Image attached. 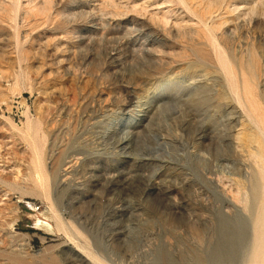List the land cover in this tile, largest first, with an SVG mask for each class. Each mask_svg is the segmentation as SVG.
Returning <instances> with one entry per match:
<instances>
[{
    "label": "rangeland",
    "instance_id": "374dc122",
    "mask_svg": "<svg viewBox=\"0 0 264 264\" xmlns=\"http://www.w3.org/2000/svg\"><path fill=\"white\" fill-rule=\"evenodd\" d=\"M250 119L264 0H0V264H246Z\"/></svg>",
    "mask_w": 264,
    "mask_h": 264
},
{
    "label": "bare ground",
    "instance_id": "6f19581e",
    "mask_svg": "<svg viewBox=\"0 0 264 264\" xmlns=\"http://www.w3.org/2000/svg\"><path fill=\"white\" fill-rule=\"evenodd\" d=\"M251 123L252 121L250 122V124ZM254 124L256 125V131H253L250 133H240L239 132L236 138L239 147H250V150H251L250 156H251V159L254 161L255 168L253 170V178L251 181L250 190H248L249 192L247 194L243 193L242 192L243 185L238 184V186H236L238 188V189L236 188L238 190V194L234 195L233 199L235 203L237 202L238 205L242 204L244 206V209L247 210V212L249 211L252 215L251 222L249 223V227H248L249 228L248 230V239H249L248 248L249 249L246 248L248 249L247 258L245 257L246 264H264V128H262V124H260V122L255 121L253 124H251V126L254 127L253 126ZM111 180L112 182H115V178H112ZM157 186H151V187L148 186L147 192L157 193L159 195L161 191L160 189L162 188L159 189L160 186L159 187ZM251 200H252V203H251ZM52 212H53L52 213L53 218H51V220L52 219L55 220V221L53 220L52 221L56 223V227L48 223H43L41 220H39L37 224L45 226V228H47L48 230L47 232L48 234L50 233L54 235L56 234V231L58 233L67 232V224L64 221V219L55 211H52ZM230 229H231L230 226L226 222L223 227L222 236L223 238H228L230 241H232L234 238L231 235H229L232 233ZM176 236H179V235L177 234ZM232 252L233 251L231 247L228 248L226 245H219L216 248V250H214L212 256H210L209 259H206L207 257L205 258V257L199 256L201 259L204 260V262L200 264H213L218 260H225V259L229 261V258L232 257ZM78 254L80 257H82V259H85L86 261H88L85 258L84 253L78 251ZM89 257L92 258L97 264H102L101 262H99L97 258L93 257V255H89ZM181 260L179 261L181 262Z\"/></svg>",
    "mask_w": 264,
    "mask_h": 264
},
{
    "label": "built area",
    "instance_id": "2783aa9c",
    "mask_svg": "<svg viewBox=\"0 0 264 264\" xmlns=\"http://www.w3.org/2000/svg\"><path fill=\"white\" fill-rule=\"evenodd\" d=\"M28 209L33 212V207H28Z\"/></svg>",
    "mask_w": 264,
    "mask_h": 264
}]
</instances>
